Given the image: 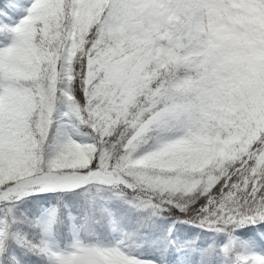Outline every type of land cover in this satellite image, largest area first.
<instances>
[{
  "label": "snow or ice",
  "instance_id": "6c2138e0",
  "mask_svg": "<svg viewBox=\"0 0 264 264\" xmlns=\"http://www.w3.org/2000/svg\"><path fill=\"white\" fill-rule=\"evenodd\" d=\"M0 264H264V0H0Z\"/></svg>",
  "mask_w": 264,
  "mask_h": 264
}]
</instances>
